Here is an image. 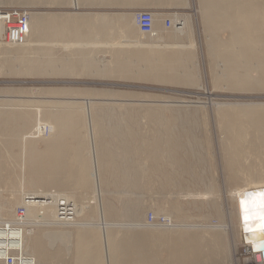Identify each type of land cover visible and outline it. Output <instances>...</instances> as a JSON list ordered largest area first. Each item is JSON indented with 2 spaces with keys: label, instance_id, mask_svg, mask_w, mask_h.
<instances>
[{
  "label": "bare ground",
  "instance_id": "bare-ground-1",
  "mask_svg": "<svg viewBox=\"0 0 264 264\" xmlns=\"http://www.w3.org/2000/svg\"><path fill=\"white\" fill-rule=\"evenodd\" d=\"M200 1L202 2L200 10L202 22L211 38L209 54L212 57L221 58L222 60L219 62L224 65V69L222 68L224 73L220 74L217 71L218 74L215 73L211 77L213 89H218L220 77H224L226 81L223 85L230 90L243 92L244 95H235L234 97L237 100L246 101L234 103L215 102L214 104L209 102L210 106L216 105L219 125L225 135L222 149L226 161L224 163L226 180L234 186L238 178L240 181L245 182L243 185L231 188L232 190L228 191L233 202L231 206L233 218H231L234 222V230L229 221V210L224 212L228 222L223 221L218 225L206 226L201 223L194 224L192 221L186 224L181 221L184 220L181 218L184 217L186 206L190 209H198L203 204L198 203L197 198L211 197L210 192L199 193L196 188L191 189L188 186V178L196 186L202 183L200 169L203 168L204 160H206V156L198 155L201 150L198 152L199 149H197L198 147L195 148V144H192L194 148L189 147L191 144L188 137L193 138L192 140L195 143L197 142L196 145H198L194 132L191 131L194 129L195 123H190L193 119L190 115H193L192 111L195 110L191 108L187 112L185 111L183 114L186 120L175 122V120L181 119V117L177 118L180 112L171 108L173 105H171V102L174 103V101L167 99L149 100L161 101L162 103L119 104L115 108H110L103 105L95 106L88 98H84L79 104L77 100H71L70 97L78 94L82 96L89 95L88 97L105 96L106 98V96H111L119 99H131L137 97V94L106 93L104 91H88L89 93L84 91L82 93L83 91L71 89L33 88L27 91H18L20 95L16 96V99L11 98L14 96L10 97V95L0 96V187H15L20 183V185L31 188L39 187L47 191L51 186H57V190L51 187L52 189L49 191L54 193L59 190H78L76 187L91 186V200L96 207L91 206L93 208L91 216L84 215L88 212L90 206L83 203H73L71 200L72 195L64 196L65 203H63L64 198L60 197L62 203L60 205L67 206V202L69 206L77 211L75 219L78 218V220L61 223L62 226L73 229L71 240V232L68 234L67 230L59 229L58 233L52 235V231L45 229L47 222L41 220V208L35 206L32 200L22 198L25 196V191H13L12 200L14 203L12 209L4 211V207L8 208L9 202L6 205H0V220L3 221L0 222V264H8L4 261L6 256H11L13 260L20 258V264H59L52 261L59 258L57 257L59 250H47L44 244L50 246L52 238H60V247H62L61 243L64 237L68 238L66 241L68 250L72 247L73 243L71 242L75 241H73L75 244V248L73 247L74 252L72 251L75 254L67 263L62 260V264H72V259H74L73 264H222L219 254H216L213 248L204 249L203 237L196 234L202 229L211 231L210 236L214 243H221L223 240L221 235L228 232L227 236L230 239L232 254H236V244L239 243L254 256L256 264H264V258L262 257L264 249H261V246L264 245V231L259 230V222L255 219L248 221L247 227L251 228L252 231L246 230L240 203L241 199H252L246 197V193L264 191V102H253L259 99L257 97L260 96L251 94L255 91L264 92V0H227V3L225 0L224 2L227 5L222 3L226 5L224 7L210 4L211 0ZM0 9L15 10L26 17L24 24L26 32L23 34V41L21 42L13 41L10 37L5 38L6 27L3 25L4 20L0 19V54L4 66H7L6 71L8 74L41 76L50 75V73L57 75H70L69 73H71L80 76H98L122 80H148L151 78L149 76L152 72L150 73V70H146L144 66H148L150 62L149 65L153 72L157 73V75H153L157 76L153 79L155 81L162 83L161 81L165 82L170 78L172 83H176L175 80L178 81L179 79V83L201 86V79L195 67L197 66V64L195 65L196 60L194 58V66L191 60L193 58L191 57L193 48L190 47H193V41L189 26L191 21L189 15L174 13L163 18L164 29L177 30L180 37L176 38L181 40L179 63L182 70L179 69L181 71L180 75L179 72H176L179 75L176 74L177 77L174 76L175 73L173 72L174 78L172 75H167V73L172 72V70H168L170 66L167 73L166 67H164V65L169 64L168 62H171L169 60L171 57L168 62H165L166 59L162 58L160 61L153 60L152 62L150 58L151 54L153 58H158L160 56L157 57V55L162 53V51L157 50L162 47L160 44L157 43L159 46L156 44L157 39L162 40V35L156 28V23L159 22L160 18L152 11L154 13L153 34L148 35L149 37L146 36L147 38L143 40L140 38L132 39L134 44L139 45L133 44L135 47L133 49L136 51L134 50L132 55L131 53L126 55L125 50L121 49L114 54V60L109 61L107 64L100 63L96 67L97 61L95 62L92 51L95 42L85 41L88 46L82 49L79 43L83 42L86 45L84 41L76 40L77 45H74V39L72 41L70 39V41L68 40L69 44L71 43L74 46L73 48L70 45L72 47L70 49L73 52L76 51L75 55L81 57V61H75L76 63H74L65 59L60 61V58L57 60V53L53 52L50 39L34 38V33H37L35 30L39 28L40 23L38 18L35 19L34 16H32L33 20L30 22L28 9L19 7H0ZM141 11L143 10L138 12ZM135 13L133 14L134 23L139 29L135 22ZM166 18H171L172 21L174 20L173 22L178 21V27L166 26ZM118 21L123 26L128 27V22L124 18L119 17ZM223 29L229 30L231 39L226 44L221 45L223 46L221 50L216 33ZM129 35L132 34L129 33ZM171 36L169 34V38ZM2 38H5V41ZM170 39L172 40V38ZM37 40H47L49 43L38 42ZM105 43L101 41V46H104ZM237 45L238 50L235 49ZM169 48L171 47H167V49ZM170 50L174 51L173 48ZM163 51L165 52V50ZM129 56L132 58L131 61H129ZM15 59H17L16 63H14ZM171 59L174 61V57ZM77 63L81 67L75 68L77 70L75 72L73 67H76ZM141 65L142 69L145 70H140ZM176 69L178 70V68ZM252 73L255 74L252 75ZM158 78L159 80H156ZM222 81H220V84ZM206 93L212 95L210 91ZM39 97H45L46 99L41 100ZM144 97L150 98L152 96ZM247 100L249 101L247 102ZM135 105H140V107ZM201 107L203 108L204 105ZM78 109L82 111H80L83 115L82 121L86 128L84 133L86 132L87 148L85 141L77 137L80 124L75 120L77 117L75 110ZM107 115H111L110 117L127 116L132 119L139 116L140 119L143 117L149 119L152 126L150 139L146 140L141 136L140 126H136L135 121L128 122L124 119L125 122L122 124L115 123L110 118L107 123L106 118H104ZM136 132H139L138 135ZM69 135L73 136L71 140L67 138ZM184 136L187 138H184ZM72 140L75 145H72ZM85 148L88 152L86 151L87 154L83 155L81 152ZM135 153H139V155L146 154L147 156L144 155L143 157H148L152 161L151 168L146 167L151 170L149 174L144 172L142 166L138 164L141 159L137 162V159L135 160L137 164L130 160V157ZM14 161L18 162L17 166L14 165ZM240 173H242V176ZM68 175L78 176V178L67 179L66 176ZM154 175L159 177L160 192L172 194L164 196L167 202L160 209L155 208L148 211L149 215L146 213L144 223L138 221L143 214L140 201L126 200L115 204L113 202L114 198L107 195V197H104L103 190L105 189L103 188H107L109 185H132L135 189H141L140 185L144 182L143 180L153 178ZM46 187L49 188L46 189ZM204 189H206L205 186ZM174 194L177 196H174ZM180 197L183 198V201L180 200ZM188 198L192 200L188 201ZM184 199L188 200L185 202ZM194 199L196 200L194 201ZM70 203L73 204L70 205ZM211 205L214 207V203H211ZM57 208H59L57 201L49 203L46 200L45 211L56 210ZM2 211H4L3 214ZM134 214L136 221L108 224L104 220V217H132ZM71 215L74 216L73 213ZM150 215L152 217L151 221H149ZM35 221L37 222V229L32 233H27L24 225ZM9 223H15V227H11L8 225ZM112 227L115 231L109 230ZM117 227H124L125 229L121 231ZM38 231L40 232L39 236L37 235ZM162 250L167 252V258L163 262L159 260V253ZM10 264L15 263L13 261Z\"/></svg>",
  "mask_w": 264,
  "mask_h": 264
},
{
  "label": "rangeland",
  "instance_id": "rangeland-1",
  "mask_svg": "<svg viewBox=\"0 0 264 264\" xmlns=\"http://www.w3.org/2000/svg\"><path fill=\"white\" fill-rule=\"evenodd\" d=\"M224 1L225 0H222V1H220L221 2L220 3L218 0H216V1L211 0L210 4H214V6L220 5L221 7L222 6L224 7L227 5L226 4L227 0L225 1L226 3ZM201 3L202 2L200 0H191L192 5L186 14V15H190L192 25H193V28L191 30V34L193 35V41H195V45L193 44V47L192 46L190 47L191 49L193 48V51L191 53V55L193 54L191 56L193 58H191V60L193 62V66H194V61L196 60L195 65L197 64V66H195V67H196L197 72L199 73V76L201 79V86L200 87L197 86V84H195V86H194V84L188 85V84L182 83V82H180L181 84H179V83L178 84H170V83H168V81H165L164 83H160V82H157L155 80H147V79H144V80L143 79L142 80H134V79L122 80V79H117V78H101L98 76H80V75H77V74L74 75L71 73H69L70 75H68V74L57 75V74H53V73H50V75H41V76H46V77H40V75L35 76V75H26V74H8V72L6 71L7 66L6 67L4 66V63L2 62V55L0 54V96L10 95V97L14 96L11 98L16 99L17 98L16 96L20 95V93H18V91L19 92L20 91H27V90L33 89V88L34 89H40V88L44 89L45 88V89H55V90L71 89V90H76V91H80V92L83 91L82 93H84V91H87V92L88 91H95V92L104 91L106 93H108V92L109 93H111V92H113V93L114 92L115 93H133V94H137V97H134L137 99H134V98H131V99H129V98L128 99H121L120 98L119 99L116 97L113 98L111 96L110 97L106 96V98H105V96H90V97H88L89 95H85V96L83 95L84 96L83 97L82 95H78V94L71 96L70 99L72 98L71 100H77V102L79 104H81V102L84 98H88V99H90L92 104L95 106L103 105V106H108L110 108H115V106L119 105V104H140V103L141 104H149L148 102L162 103L161 101L157 102V101H149V100H157V99L165 100V99H167V100L174 101V103L171 102V105L173 104L171 106V108H173L175 110H179L178 112H180V115H178L177 118L181 117V119H179V120L177 119V121L175 120V122L185 121L186 117L183 113L185 111L187 112L189 109L192 108V110H195V111H192L193 115H190V116L194 120L192 119L190 121V123H195V126H194L195 130L193 129L191 131L194 132V135L196 137L195 139H196V141H198L199 146L196 145L197 142L195 143L192 140L193 138L191 139V137H188V140L190 139L189 142L191 144V146H189V147L194 148V145H192V144H195V146H196L195 148L198 147L197 149H199L198 152L201 150L198 155L201 154V155L206 156V160H204L203 168L200 169V174L202 175V177H201L202 183L200 185L196 186L192 182V180L188 178V180H189L188 186L191 189L196 188L199 191V193L210 192L211 197L203 198V199L197 198V200L194 199V201L196 200L198 203H201L203 205H200L198 209L197 208H191L190 209L186 206L184 208V217L181 218L184 220H181V221H184L182 223H186V224L191 223V221H192V223H194V224H200L201 223V224H204L206 226L207 225L208 226L218 225V224L223 223V221L228 222L227 221L228 218H226V216H225L226 213H224V212L229 210V221L231 222L232 229L234 230V222L232 221L233 211H231V206H232L233 202H232V198H231L228 191L231 188H235V187H239V186L243 185L245 182L240 181V179L238 178L237 181L235 182L236 185L234 186V184H229L226 180L227 179L226 178V172L224 169V167H225L224 163L226 161H225V157H223L224 152L222 149V142L225 141V135L223 134V130H222L221 126L219 125L218 114L216 112L217 108L215 107L216 105L210 106L209 102L214 104L215 102L234 103V102H246V101H244L242 99L237 100L234 97L235 95H244V93L241 91H235V90L228 89L225 85H223V83L226 81V79L224 77H222V78L220 77V81H222L223 79L224 80L222 81L221 84L219 81L220 86L218 87V89H216V88L213 89V86H212L213 82H212L211 77L215 73L218 74V72L220 74L224 73L222 71L224 69V65L219 62L220 60H222L221 58L218 59V57H212L209 54L211 38L209 37L210 34L208 33V31H206L207 29L204 28V23L202 22L203 19H202V15L200 13ZM222 3H225L226 5H224ZM183 25H184V23H183ZM40 27H42L41 24H39V28L36 29L35 31L36 32L44 31L43 27L42 28H40ZM135 29L137 31V28H135ZM204 32H205L206 36L204 35ZM116 35H118V34H115V36ZM123 35H125V34H123ZM136 36L138 37L137 39L140 38L141 40L146 39V36L149 37L148 35H142L139 32H138V34L136 33ZM230 36H231V33H229V30L226 31V29H223L222 31H219L216 33V37H218V39L217 38L216 39L219 41V46H220L221 50L223 47L221 45L226 44L231 39ZM2 40L5 41V38H2ZM37 41L38 42H48V43H49V41H52L51 46H52L53 52L57 53V60H59V58H60V61L65 59L66 61H71L74 63L81 61V57H79L77 54L75 55L76 51L73 52L70 49L72 47L74 48V46L71 45V43L69 44L68 40L50 39L49 41H47V40H37ZM77 41H84V42L85 41H90V42L93 41V43L95 42L93 44L94 46L92 48V51H93V57L95 59V62L96 61L98 62V64L96 62V65H95L96 67L99 66L100 63L101 64L102 63L107 64L109 61L114 60V54L121 49L125 50L126 55L127 54L130 55V53L132 55L133 54L132 52L135 50V49H133V48H135L134 45L139 46L136 42H135L136 44H134V42H132V40L131 41H129V40H126V41L125 40H77ZM101 41L102 42L104 41V43L106 42L105 44H106L107 48H105L106 47L105 44H104L105 47L101 46ZM63 43H65V44H63ZM73 43H74V45H77L76 40H75V42L73 40ZM79 44H80L79 45L80 47L82 46L81 47L82 49L83 48L85 49L88 46L87 43H86V45H84L83 42L79 43ZM100 46H101V48H100ZM65 47L68 49L67 51L65 50L66 49ZM75 48H76V46H75ZM235 49L238 50V45L236 46ZM158 51H160V50H158ZM67 52L71 53V54H68ZM69 56H73V57H69ZM194 58H195V60H194ZM38 59H39V57H38ZM129 59H130L129 61L132 60L131 56H129ZM16 62H17V59L14 60V63H16ZM60 66H58V67L60 68ZM78 66H79V63H77L76 67L75 66L73 67L75 72H77V70L75 68L81 67V66H79V67ZM190 66H192V64H190ZM139 68H140V66H139ZM144 68L146 70H148L150 68V65H148V66L145 65ZM61 69H62V66H61ZM141 69H142V65H141L140 70ZM254 74L255 73H252V75H254ZM223 88H225V89H223ZM216 90H218V91H216ZM207 91L208 92L210 91V93H212V95H208L206 93ZM251 94H256V95L260 96V97H257L259 99L254 100L253 102H264V96H262V95H264V92L255 91V92H252ZM144 96H152V97L149 98V97H144ZM73 97L74 98L76 97V98L74 99ZM94 97H96V98H94ZM24 99H27V98H24ZM39 99L45 100L46 98L45 97H41V98L39 97ZM51 99H53V98H51ZM248 101L249 100H247V102ZM203 105H204V107L202 108L201 106H203ZM135 106L140 107V105H135ZM150 108H152V107H150ZM80 111L81 110H79V109L75 110V112L77 113L76 114L77 117L75 120L80 124L77 137L79 139L82 138L85 141L86 148H87L86 132L84 133V131H86V128L84 127V125H83L84 123L82 121V118H83V115L81 113L82 111L81 112ZM197 111H198V113H197ZM79 116H80V118H79ZM110 116L111 115H107V117H104V118H106L107 123L110 121V118L113 122L122 123V124L125 122V120L128 122L135 121L136 126H138V125L140 126L139 132H140L141 136L144 137L146 140L148 138L150 139V137H151L150 135L152 132L151 131L152 126H151V121L149 119H146L144 117L140 119L139 116H138V118H135V119L129 118L127 116H125V117H123V116L110 117ZM166 116H167V114H166ZM195 121L197 123L198 122L199 123L197 124ZM148 131H149V134H148ZM139 132H136L137 135ZM69 136L67 138L69 140H71V138H73V136H71V135H69ZM184 138H187V137L184 136ZM220 143H221V145H220ZM73 144L75 145L74 141H73L72 145ZM38 145H39V143H38ZM86 148L84 149V151L81 152L83 155H85V153L87 154V152H88V150H86ZM221 149H222V151H221ZM203 151H204V153H203ZM144 155L147 156L146 154H144ZM144 155H139V153H135L132 156L133 158L130 157V160H133L134 163H136L138 160L141 159L140 161H138L139 162L138 164H140L142 166V169L144 170V172L149 174V172L151 171V170H149V168H151L152 161L148 157L147 158L143 157ZM135 160H136V162H135ZM17 161H14V165H16V166L18 165ZM162 161H164V160H162ZM15 162H17V163H15ZM128 162H129V159H128ZM147 163L149 166L147 165ZM146 167H149V168H146ZM205 169H206V171H205ZM240 175L242 176V173H240ZM66 178L67 179H76V178H78V176L68 175V176H66ZM151 178H149L150 180L149 179L143 180L144 182H142L140 185L141 189H135V187L132 185H128V186L127 185H125V186H123V185H118V186L109 185V187L103 188V189H105V190H103L104 191L103 192L104 197L110 196L111 198H114L113 202L115 204H119L120 202H125L126 200L127 201H129V200L130 201H134V200L140 201V203L143 207V209H142L143 214L138 221L144 223V218H145L146 213L148 211H152L155 208L160 209L167 202V199H165L164 196H168V195L172 194V193L160 192L161 191L160 190L161 184L158 183V181H159L158 175H156V176L154 175V177L152 178L155 180V182ZM56 183H60V182H56ZM19 185H20V183H18V186H15V187H12V186L0 187V205H6L9 202L8 208L4 207V211L12 209V205L14 203V201L12 200V197H13L12 192L16 191V190L25 191V196H23L22 198H26L27 200L28 199L32 200V202L35 204V206L41 208V210H42L41 220H44L45 222H47L45 225L46 226L45 229L52 231V235L58 233L57 231L59 229H62L64 231L67 230L69 232L68 234H70V232H71L70 236H71V240H72L73 229H69L68 227H64L61 225V223H65L66 221L78 220V218L75 219L77 217L76 216L77 211L72 208L71 213H73L74 216L71 215L70 217L61 216L59 213V211H60L59 208H57L56 210L45 211L46 200L49 203L57 201V203L60 205V197L64 198V196H66V195H72L71 200L73 201V203L74 202L76 204L83 203L84 205L90 206L89 210L87 209L88 212L84 213V215H89V216H91V211L93 209L92 207H94V206L96 207V205L91 200L92 199V194L90 191V188H92L91 186H89V187H76L78 190L66 189V190H61V191L59 190V191H56L54 193H50L49 191L52 188L57 190V188H56L57 186H55V187L51 186L52 188L46 187V189L49 188L46 191L45 189H42L39 187L31 188V187L26 186V185H20V186ZM91 185H92V183H91ZM204 186L206 189H204ZM38 191H41V192H38ZM192 194H194V193H192ZM188 195H191V194H188ZM174 196H177V195L174 194ZM74 199H76V200H74ZM188 199H186V200L184 199V201L186 202ZM65 200L66 199L64 198L63 203H65ZM180 200L183 201V198L180 197ZM190 200H192V199H189L188 201H190ZM216 201L218 204L215 203ZM85 202L88 204H86ZM73 203H70V204H73ZM211 203H214L215 208L211 205ZM227 206H228V209H227ZM78 207H79V205H78ZM4 211H2V214ZM148 213H147V215H149ZM158 213H163V212H158ZM10 216H11V213H10ZM3 217H5V216H3ZM104 220L108 224L117 223V222L124 223V222H128V221H136L135 214L132 217H124V216L113 217V218L104 217ZM178 220L180 221V219H178ZM1 221L2 220H0V222ZM182 223L180 222V224H182ZM12 224H15V223H12ZM36 224H37L36 221L26 223L24 225L25 231L27 233H32V231L34 232L37 229ZM117 229H120L121 231H123L125 228L124 227H117ZM109 230L115 231L114 227L110 228ZM39 231L41 232V229ZM39 231L37 234L38 236L40 234ZM165 234H168V233H165ZM196 234H200L203 237L202 244H203V247L205 250L209 249V247H210V248H213V250L216 254L217 253L219 254V258H220V261H222V264H256L254 256L251 255L250 252L248 251V249L246 247H244L242 244H239V243L236 244V250H235L236 254H232V252H231L232 248H231L230 242H229L230 239L227 236L228 232H226L225 235L224 234L221 235L223 238L221 243L212 242L211 236H210L211 231H208L207 229H202V230L198 231V233H196ZM119 235H121V233H119ZM169 236H171V235H169ZM99 238H100V235H99ZM67 239L68 238H65V237L62 239V243H61L62 247H60L61 246L60 245V241H61L60 238H55V239L52 238L50 241L51 247L44 244V246L46 247L47 250L48 249H50V251L59 250V253L57 255V257H59V258H55L54 260H52L54 262L56 261L55 263L62 264V260H64V262L67 263L68 260L70 261L71 257L74 256L75 253H73L74 252L73 249L75 248L74 247L75 241L73 240L74 242L73 241L71 242V243H73L71 245L72 247H70V249L68 250V244L66 242ZM159 254H160L159 260L163 262L167 258V252L165 250H162ZM102 255H103V252H102ZM73 261H74V259H72V264H73Z\"/></svg>",
  "mask_w": 264,
  "mask_h": 264
},
{
  "label": "crops",
  "instance_id": "crops-1",
  "mask_svg": "<svg viewBox=\"0 0 264 264\" xmlns=\"http://www.w3.org/2000/svg\"><path fill=\"white\" fill-rule=\"evenodd\" d=\"M191 5H192L191 0H0L1 8L19 7V8L28 9L30 14L29 16L30 22L33 20L32 16H34L35 19L38 18L39 23L44 29V31L41 32L38 31L37 32L38 34L34 33L35 34L34 38L38 37L39 39H54V40H70V39L71 40L73 39L74 40H78V39L79 40H124V39L132 40L134 38L137 39L138 37L136 36V33L138 34V32L140 33V31L134 23L133 14L139 10L152 11L156 14L158 18H160L159 22L157 21L156 23L157 25L156 28L160 32V35H162V40L161 39L160 40L163 42L159 41V39H157L158 41L156 40V44L158 43L162 47L161 49L160 48L157 49L162 51L160 55H157V57L158 56L160 57L153 58L151 54L150 58L152 62L153 60L160 61L161 58L166 59L164 60L165 62H168L170 60L172 63L168 62L169 64L167 63L168 65H164V67H166L167 70L168 67L170 66L169 67L170 69L168 70L169 71L172 70V72L167 73L168 72L167 70L166 73L167 75L169 74V76L172 75V77L174 76L177 77L176 74L178 75V73L176 72H179V75L181 73V71H179V69H181L180 66L181 64L179 63L181 40L180 38L178 39L176 38V37H180L179 34H177V30L173 31L174 29L172 30L164 29L163 18L166 15H167L166 17H169L174 13H177V15H186ZM119 17L124 18V20L128 22V27L123 26L120 23V21H118ZM42 19L44 20L42 21ZM189 26L190 29L192 30L193 28L192 21L189 22ZM135 28H137L138 30L136 31ZM129 33L132 35H129ZM165 33L166 34L168 33L167 36ZM115 34L118 35L115 36ZM123 34H125L127 37ZM169 34L170 36L172 35L170 37L172 38V40L169 38ZM174 34L175 36H173ZM191 37L193 41V35H191ZM193 44L195 45V41H193ZM174 45L179 48H176ZM167 47H171V48L167 49ZM172 48L174 49V51L170 50ZM162 49L165 50V52ZM170 52L172 54L171 56H170ZM166 53L167 55H165ZM176 54L177 57H179L178 59H175L177 58ZM170 57L171 58L174 57L173 59L174 61H172ZM175 60L178 62H176ZM142 63L144 64V62ZM176 68H178V70ZM149 70L150 73L151 72L152 73L149 76V78L150 77L151 78L148 80H153L155 79V77L157 78V76H153L154 74L157 75V73L153 72L151 67L149 68ZM173 72L175 73V75ZM40 77H46V76H40ZM156 80H159V78ZM167 81L168 83H172V79L170 81V78ZM161 82L164 83L163 81ZM175 82L176 83H172V84H178L179 79L178 81L175 80Z\"/></svg>",
  "mask_w": 264,
  "mask_h": 264
},
{
  "label": "built area",
  "instance_id": "built-area-1",
  "mask_svg": "<svg viewBox=\"0 0 264 264\" xmlns=\"http://www.w3.org/2000/svg\"><path fill=\"white\" fill-rule=\"evenodd\" d=\"M135 13V22L139 26V30L141 31L142 34L145 35H152L153 34V22H154V13L151 11H141ZM0 14L1 18L4 20L3 25L6 27V32H5V38L10 37L11 40L16 41V42H21L23 41L22 36L26 32L25 28V15L19 13L18 11L11 10V9H0ZM166 26L168 27H178V21L173 22L171 18H166ZM60 204H62L60 202ZM67 206L65 205H59V213L61 216H71V209L72 207L68 205L66 202ZM71 205V204H70ZM151 215L149 216V221H151ZM11 227H15V224H8ZM18 258L17 260H13L11 256H6L5 260L6 263L10 264L14 261L15 264H20Z\"/></svg>",
  "mask_w": 264,
  "mask_h": 264
},
{
  "label": "snow or ice",
  "instance_id": "snow-or-ice-1",
  "mask_svg": "<svg viewBox=\"0 0 264 264\" xmlns=\"http://www.w3.org/2000/svg\"><path fill=\"white\" fill-rule=\"evenodd\" d=\"M245 196L252 198L251 200L241 199L240 202L246 230L252 231V229L248 228L247 225L249 220L255 219L259 222V230L264 231V191L246 193Z\"/></svg>",
  "mask_w": 264,
  "mask_h": 264
},
{
  "label": "water",
  "instance_id": "water-1",
  "mask_svg": "<svg viewBox=\"0 0 264 264\" xmlns=\"http://www.w3.org/2000/svg\"><path fill=\"white\" fill-rule=\"evenodd\" d=\"M261 249H264V245L261 246ZM262 257L264 258V250L262 251Z\"/></svg>",
  "mask_w": 264,
  "mask_h": 264
}]
</instances>
